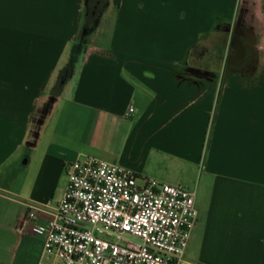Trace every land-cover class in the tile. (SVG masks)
<instances>
[{"label":"crops","instance_id":"crops-1","mask_svg":"<svg viewBox=\"0 0 264 264\" xmlns=\"http://www.w3.org/2000/svg\"><path fill=\"white\" fill-rule=\"evenodd\" d=\"M86 7L0 0V264L46 260L17 226L85 156L195 191L183 264H264V0H105L83 39Z\"/></svg>","mask_w":264,"mask_h":264},{"label":"built area","instance_id":"built-area-1","mask_svg":"<svg viewBox=\"0 0 264 264\" xmlns=\"http://www.w3.org/2000/svg\"><path fill=\"white\" fill-rule=\"evenodd\" d=\"M134 108L129 109L128 115ZM68 183L47 225L32 206L17 226L44 236L40 264H183L196 193L95 156L66 165Z\"/></svg>","mask_w":264,"mask_h":264},{"label":"trees","instance_id":"trees-1","mask_svg":"<svg viewBox=\"0 0 264 264\" xmlns=\"http://www.w3.org/2000/svg\"><path fill=\"white\" fill-rule=\"evenodd\" d=\"M104 3H105V0H87L85 22L81 27V31H84L85 35L91 32L92 28L98 21L101 11L98 12L97 7L99 6V4H104ZM119 3H120V0H115V4L117 6L119 5ZM198 48L199 46L195 47L193 49V53H196ZM211 60L219 61L220 59L216 58V59H211ZM191 61L192 63L197 64L199 59L196 57H193L191 58Z\"/></svg>","mask_w":264,"mask_h":264},{"label":"rangeland","instance_id":"rangeland-1","mask_svg":"<svg viewBox=\"0 0 264 264\" xmlns=\"http://www.w3.org/2000/svg\"><path fill=\"white\" fill-rule=\"evenodd\" d=\"M80 34L82 35V38L85 39V37H86L87 34L85 35L84 31H81ZM137 181H138V184H139V185H143L144 182H145L144 179H142V178H138Z\"/></svg>","mask_w":264,"mask_h":264},{"label":"water","instance_id":"water-1","mask_svg":"<svg viewBox=\"0 0 264 264\" xmlns=\"http://www.w3.org/2000/svg\"><path fill=\"white\" fill-rule=\"evenodd\" d=\"M102 6H103V4H99V6L97 7L98 12L101 11Z\"/></svg>","mask_w":264,"mask_h":264}]
</instances>
